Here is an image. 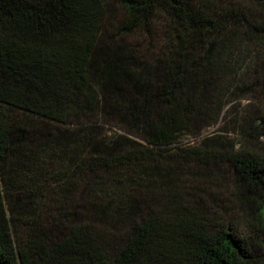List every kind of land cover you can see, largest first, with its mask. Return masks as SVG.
<instances>
[{"label": "trees", "instance_id": "trees-1", "mask_svg": "<svg viewBox=\"0 0 264 264\" xmlns=\"http://www.w3.org/2000/svg\"><path fill=\"white\" fill-rule=\"evenodd\" d=\"M109 1L0 0V264H264V0ZM231 26L258 48L240 148L183 146L227 70L213 62ZM103 39L130 59L157 55L119 93L132 91L127 128L110 126L142 142L77 128L106 114L91 71ZM164 157L195 169L186 194L208 202L200 213L155 205ZM96 212L130 219L113 251Z\"/></svg>", "mask_w": 264, "mask_h": 264}, {"label": "rangeland", "instance_id": "rangeland-1", "mask_svg": "<svg viewBox=\"0 0 264 264\" xmlns=\"http://www.w3.org/2000/svg\"><path fill=\"white\" fill-rule=\"evenodd\" d=\"M109 4L110 1L108 0ZM217 41L221 45L225 44L226 49L223 50L221 56L216 57L215 70L219 73L220 67H227V70L216 74L221 77L220 83L211 92L209 102L205 110V115L199 120L197 125L200 129L199 136L193 137L190 134L182 137L183 146H198L205 140L212 143L218 148H225L230 145L235 147V150L240 148L241 136L239 135L238 121L244 118L245 114L253 111L256 107L249 99L251 93L249 91V83L252 79L250 69L257 57L258 48L251 44L242 36V28L229 27L225 29ZM129 49L126 42H111L103 39L101 46L98 48L96 55L93 58L92 78L95 83H98L99 90L101 89V105L106 113L102 121H99L95 126L77 127L80 131H94L95 133L105 137H110L113 134V139L123 137V139H132L142 142L139 138L131 137L122 130L116 128L110 129L113 122L119 121L122 127L127 128V121L122 117L125 115L123 109L126 105L130 107L131 90L129 93L119 94L127 89L129 90L130 82L148 78L149 66H154L157 55H151L143 60L142 58L130 59L126 50ZM220 53V51H219ZM136 53H132V56ZM125 57V58H123ZM137 57V56H136ZM105 60H107L105 62ZM150 68V67H149ZM140 76V79H139ZM219 80V79H218ZM127 90V91H128ZM126 91V92H127ZM124 96V97H123ZM209 115H211L209 117ZM144 122L145 121H142ZM141 122H138L141 124ZM140 124H133L136 129H142ZM140 132V131H138ZM257 145L264 142L262 138L256 139ZM182 146V147H183ZM157 170L154 173L157 179L158 186L155 189L157 202L155 205L174 214L180 206L200 213L204 209V205H208L206 201H199L197 196H188L186 192L190 191L186 188L185 179L191 180L195 173L194 168H189L186 173L179 168V164L170 158H160L157 162ZM209 175H215L212 168L205 169ZM195 193V192H193ZM197 194V193H196ZM222 196V195H221ZM223 197V196H222ZM45 201V200H44ZM50 202L46 199V205ZM203 204V205H202ZM223 206L226 210L231 209L227 203ZM183 211L182 209H180ZM109 211H111L109 209ZM230 211V210H229ZM239 211L235 210V216H239ZM112 212H96L93 219L90 220L92 231L97 234L107 251H113L118 245H122L127 238L130 229V219L125 216L111 218ZM248 215L242 220V224L252 230H256L255 225H250ZM258 229V228H257Z\"/></svg>", "mask_w": 264, "mask_h": 264}]
</instances>
